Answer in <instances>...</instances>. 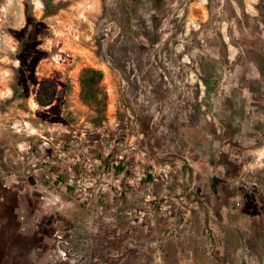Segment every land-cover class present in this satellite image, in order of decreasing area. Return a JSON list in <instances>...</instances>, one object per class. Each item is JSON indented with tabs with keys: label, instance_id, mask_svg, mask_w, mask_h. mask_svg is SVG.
Returning a JSON list of instances; mask_svg holds the SVG:
<instances>
[{
	"label": "rangeland",
	"instance_id": "obj_1",
	"mask_svg": "<svg viewBox=\"0 0 264 264\" xmlns=\"http://www.w3.org/2000/svg\"><path fill=\"white\" fill-rule=\"evenodd\" d=\"M0 264H264V0H0Z\"/></svg>",
	"mask_w": 264,
	"mask_h": 264
},
{
	"label": "trees",
	"instance_id": "obj_2",
	"mask_svg": "<svg viewBox=\"0 0 264 264\" xmlns=\"http://www.w3.org/2000/svg\"><path fill=\"white\" fill-rule=\"evenodd\" d=\"M225 8H226V10L230 11L231 13H233L232 10H231V7L229 6V2H227Z\"/></svg>",
	"mask_w": 264,
	"mask_h": 264
}]
</instances>
